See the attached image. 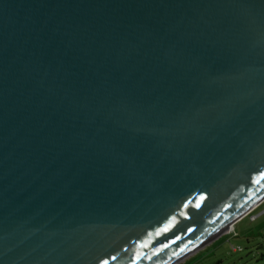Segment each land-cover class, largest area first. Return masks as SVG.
<instances>
[{
    "label": "water",
    "instance_id": "water-1",
    "mask_svg": "<svg viewBox=\"0 0 264 264\" xmlns=\"http://www.w3.org/2000/svg\"><path fill=\"white\" fill-rule=\"evenodd\" d=\"M263 201L264 0H0V264H174Z\"/></svg>",
    "mask_w": 264,
    "mask_h": 264
},
{
    "label": "rangeland",
    "instance_id": "rangeland-1",
    "mask_svg": "<svg viewBox=\"0 0 264 264\" xmlns=\"http://www.w3.org/2000/svg\"><path fill=\"white\" fill-rule=\"evenodd\" d=\"M182 264H264V204L208 241Z\"/></svg>",
    "mask_w": 264,
    "mask_h": 264
},
{
    "label": "crops",
    "instance_id": "crops-1",
    "mask_svg": "<svg viewBox=\"0 0 264 264\" xmlns=\"http://www.w3.org/2000/svg\"><path fill=\"white\" fill-rule=\"evenodd\" d=\"M264 204V201L262 202V203H260L252 212L254 213L255 211H257L262 205ZM238 222V221H237ZM236 222V223H237ZM205 245V244H204ZM203 245V246H204ZM203 246H201L200 248H198L197 250H195L194 252H192V253H190L189 255H187L185 258H182V259H180L179 261H177L176 263H174V264H177L178 262H181V264L182 263H184L187 259H189L190 257H192L193 255H195L197 252H198V250L199 249H201V248H203ZM185 259V260H184ZM184 260V261H183Z\"/></svg>",
    "mask_w": 264,
    "mask_h": 264
},
{
    "label": "bare ground",
    "instance_id": "bare-ground-1",
    "mask_svg": "<svg viewBox=\"0 0 264 264\" xmlns=\"http://www.w3.org/2000/svg\"><path fill=\"white\" fill-rule=\"evenodd\" d=\"M231 225H233V224H230L228 227H226V228H224L223 230H221V231H220L218 234H216L214 237L220 235L221 233H223L224 231H226L227 229H229ZM214 237L210 238V239L207 240L206 242H203V243H202L201 245H199L195 250H197L198 248H200L201 246H203L204 244H206L208 241H210V240L213 239ZM195 250H194V251H195ZM194 251H192V252H194ZM192 252H190V253H192ZM190 253H189V254H190ZM189 254H187V255H189ZM187 255H186V256H187ZM180 259H181V258H180ZM177 261H179V260H177ZM177 261H176V262H177ZM176 262H175V263H176Z\"/></svg>",
    "mask_w": 264,
    "mask_h": 264
},
{
    "label": "snow or ice",
    "instance_id": "snow-or-ice-1",
    "mask_svg": "<svg viewBox=\"0 0 264 264\" xmlns=\"http://www.w3.org/2000/svg\"><path fill=\"white\" fill-rule=\"evenodd\" d=\"M197 207H199V205H197ZM192 243H194V242H193V241H189V245L192 244ZM165 247H167V245H165ZM187 247H188V245H185V247H182V248L180 249V251H181V252H184V251L186 250ZM105 264H107V262H105Z\"/></svg>",
    "mask_w": 264,
    "mask_h": 264
}]
</instances>
